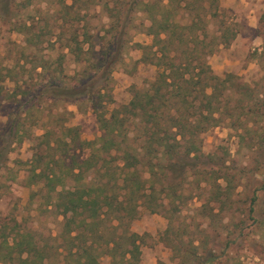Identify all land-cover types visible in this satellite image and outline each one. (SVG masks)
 Masks as SVG:
<instances>
[{
	"label": "trees",
	"instance_id": "obj_1",
	"mask_svg": "<svg viewBox=\"0 0 264 264\" xmlns=\"http://www.w3.org/2000/svg\"><path fill=\"white\" fill-rule=\"evenodd\" d=\"M118 1L121 5H117ZM214 1L199 0V3L210 9ZM10 3V0H0V10L8 13ZM196 3L197 0H116L113 6L105 5L109 23L100 36L99 46L95 47L87 32H81L82 37L74 29L69 38L73 48L71 45L67 48L81 68L68 77L62 74L61 78L48 71L49 58L38 54L40 41L27 39L33 33V26L21 24L20 31L32 48V57L24 61L28 63L30 74L26 78L30 83L25 78L20 80L25 85L19 90L20 82L13 77L16 72L7 69L6 74L0 75V83L8 78L18 84V91L8 97L16 101L19 100L16 95L23 97V108L0 130V170L6 166L8 153L28 137L21 130L24 118H28L30 124L35 123L37 120H30V115L34 109L39 111L44 101L88 103L101 131L95 141L77 140V135L62 140L61 129L70 131L71 128L59 125V135L53 142L39 145L29 159L30 181L43 180L48 189L54 191L53 205L62 218V260L66 264H99L101 254L109 257V264H138V235L128 227L139 205L151 212L164 213L166 225L161 237L180 264H214L217 255L213 250L203 249V253L198 254V244L185 241L177 233L181 222L174 215L183 202L178 190L185 183L188 171L208 174L202 182L208 186L209 196L199 208L210 218L225 206L242 205L236 208L243 219L233 223L237 237L241 236L244 227L241 224L246 220L252 221L254 226L264 224V209L258 206L264 173L260 180H249L242 185L244 191L240 198L239 193L234 192L232 180L244 171V167L227 178L223 168L204 171L202 166L214 158L200 151V134L221 123L235 132L236 129L255 134L259 131L258 141L255 144L250 141L249 148L264 156V102L243 86L241 91L246 99L239 97L230 104V96L225 92L234 91V82L227 74H214L206 58L216 47L229 44L235 32L223 26L221 30L217 28L218 32L209 33L200 17L203 6L196 10ZM146 5L151 12L144 33L151 36V42H131L130 31L135 27L131 24L132 13L140 6L145 10ZM71 7L68 5L67 9ZM179 10L188 18L186 23L175 20ZM73 13L78 16L77 11ZM212 15L215 14L212 12ZM131 47L141 50L136 61L153 65L156 74L146 88L134 90L125 105L112 109L105 116L102 107L104 102L111 100L108 94L111 72L123 63V55ZM258 121H262L258 131L244 128L245 122L254 125ZM131 129L137 134L129 137ZM47 132L45 130L36 138H44ZM86 147H91V155L82 157V149ZM55 148L59 156L43 151ZM99 151L109 153L108 166H95L94 153ZM47 155L48 159L43 162ZM89 170L94 176L91 181L65 186L63 177L76 182ZM56 185L58 190H55ZM158 193L160 196L156 198ZM106 230L109 234H105ZM7 239L0 235V264H44V250L36 246L27 232H15L9 241ZM234 239L223 237L221 250H227Z\"/></svg>",
	"mask_w": 264,
	"mask_h": 264
},
{
	"label": "rangeland",
	"instance_id": "obj_2",
	"mask_svg": "<svg viewBox=\"0 0 264 264\" xmlns=\"http://www.w3.org/2000/svg\"><path fill=\"white\" fill-rule=\"evenodd\" d=\"M25 1L10 0L12 3L9 5V12L4 13L0 10V75L6 74L7 69L16 72V76L13 77L17 79V82H20L19 90H22V86L25 85L20 80L24 78L27 82L30 80L26 78L30 74L28 63L24 62L32 57L30 54L32 48L28 47L27 39L40 41L38 54L49 58L47 64L49 72L56 74L59 78L62 74L65 75L64 77L71 76L81 68L67 48L68 45L73 48V44L69 40L71 32L75 29L77 33L82 34V37L84 34L81 32H87L97 48L101 41L100 36L109 23L105 5L113 6L116 2V0H29L26 4ZM119 2L117 5H121ZM147 2L149 3V1ZM208 2L206 1L205 5H208ZM253 2L255 17L259 14H261L259 17L262 16L255 31L264 34V0H260L261 3L259 0L258 2L253 0ZM238 4L239 2H235V5ZM68 5L72 7L67 9ZM194 6L196 10L203 6L200 17L206 23L209 33L214 30L218 32L217 28L221 30L223 26H228L235 33L246 32L244 34L246 39L242 40L244 39L242 38L239 46L235 47L230 44L234 36L229 44L225 47L221 45L216 47L206 58L207 64L214 74L218 76L227 74L234 82V91L225 92L230 96V104L239 97L246 99L245 94L243 95L241 91L243 86L251 89V93L264 102V47H262L263 44H248L249 36L253 33L245 29L248 17L244 11L235 9L234 6H222L221 0H215L210 9L204 7L201 2L199 3V0ZM148 7L145 10H143V6L137 7L138 10L135 9V12L132 13L131 24L135 27L130 31L131 42L141 44L151 42V36L144 33V28L148 24L147 17L151 12ZM261 7L263 11H261ZM75 11L78 12V16L73 13ZM212 12L215 14L214 16H211ZM77 17L78 19H76ZM175 20L179 23H186L188 18L179 10ZM23 23L33 26L31 34L37 35V37L30 34L25 39V35L20 31ZM80 38L81 36L78 39ZM250 47H261V49L259 52L253 53L254 51L250 50ZM140 55L141 50L135 47L129 48L123 55V63L118 64L112 70L108 91L111 100L107 103L104 102L102 107L105 116L112 109L125 105L134 90L146 88L154 78L156 67L136 61ZM253 58L256 59V62L250 64L249 62ZM22 65L24 66L21 67ZM21 72L25 74L23 77ZM16 85L18 84H14L8 78L0 83V96H3V99L0 100V130L4 129L7 121L23 108V97L16 95L15 98L19 99L18 101L8 97L18 91ZM40 105L39 111L34 109L30 115V120L31 118L37 120L35 123L30 124L29 119L24 118L21 130H24L23 132L27 133L28 137L8 153L6 166L0 170V235L8 237L9 241L15 232H27L36 246L44 250V264H66L62 260L63 238L60 235L62 218L53 205L54 191L49 190L43 180L30 181L32 177L29 172V159L34 149L39 145L53 142L55 136L59 135V125L63 128H71L70 131L61 129L62 140L77 135V140L95 141L101 131L88 103L57 100L44 101ZM260 118L263 119V117ZM260 122L262 121H258L254 125L245 122L244 128L249 127L251 130L256 128L258 131V126H261ZM45 130L49 132L44 135V138L37 139L36 136H40ZM236 130L241 133V137L237 136V131L235 132L224 123L202 132L200 134V151L204 155L210 154L214 158L210 161L208 159V162L205 161L206 163L202 164L204 171L215 170V167L223 168L227 178H231L242 167L245 168L235 180H232L235 185L234 192L239 193L238 197L241 198L244 191L242 185L245 182L261 179V174L264 173V156L249 148L250 141L253 144L258 141L259 131L255 134L254 131ZM133 134H137L135 129L128 131L129 137H132ZM59 145L58 142V149ZM58 149H44L43 151L59 156ZM89 149L91 150V147L82 149V157L91 155ZM94 154L97 163L95 166L100 164L108 166V152L99 151L98 154ZM46 159H48V155L43 157V162ZM220 163L223 166H220ZM40 165L43 166L42 163ZM92 173V170H89L83 174V178L76 182L69 177H63V182L65 186L73 183L77 185L86 183L94 177ZM206 175H208L207 172ZM206 175H203V171L200 174L187 172L186 181L178 190L182 194L183 202L174 215L175 219L181 222V229L177 233L185 241L189 240L194 245L198 244L199 249L196 251L198 254L203 253L201 252L203 249L213 250V253L217 255V261L214 264H264V224L254 226L252 221L246 220L241 224L244 226L241 236L237 237V230L234 229L233 223H239L243 219L240 210L236 208L242 207L240 203L225 206L212 218L206 215L203 208H199L203 200L209 196L208 186L206 187L202 182V179L207 177ZM58 189L59 187L56 185L55 190ZM259 194L261 195L258 206L264 209V187ZM159 196L160 193L156 195V198ZM209 205L212 206L213 203H209ZM258 210L260 212V209ZM262 213L264 215V210ZM163 215V212L149 211L144 205L137 207V215L130 222L128 229L138 235L137 242L140 250L138 264H180L178 258L173 256L169 247L162 240L161 232L166 225ZM105 234H109V231L106 230ZM225 236L235 237V239L227 250H221L222 238ZM109 260V257L104 254L98 257L99 264H109Z\"/></svg>",
	"mask_w": 264,
	"mask_h": 264
},
{
	"label": "crops",
	"instance_id": "obj_3",
	"mask_svg": "<svg viewBox=\"0 0 264 264\" xmlns=\"http://www.w3.org/2000/svg\"><path fill=\"white\" fill-rule=\"evenodd\" d=\"M235 2H239L238 5H235ZM256 2V1H255ZM258 2V0H257ZM259 3L260 0H259ZM254 2L253 0H251V2H248V0H221V5L222 6H234L235 9H240L241 11L243 10L244 13L246 14V16L248 17V21L245 23V29L248 30V31H251L253 34H250L249 36V45L250 44H263L262 47H264V34H262L261 32L259 31H255V29L258 28V20H259V14L257 17H255L254 15V6H253ZM255 5V4H254ZM261 11H263V8L261 7L260 8ZM246 32L242 33V32H236L235 33V37L232 39L231 41V45H234L235 47H237V45L239 46L240 42H241V39L242 40H245L246 39V36L244 35ZM249 35V34H248ZM230 45V46H231ZM261 47H258V48H253V47H250V50L254 51L253 53H255V51H260ZM252 53L253 57H254V54ZM256 57V56H255ZM252 58V57H251ZM256 62V59L253 58L251 59V62H249L250 64H253Z\"/></svg>",
	"mask_w": 264,
	"mask_h": 264
}]
</instances>
